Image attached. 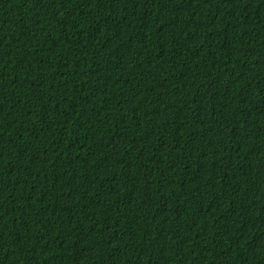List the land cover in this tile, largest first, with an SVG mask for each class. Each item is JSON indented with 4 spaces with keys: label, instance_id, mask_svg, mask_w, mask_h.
Returning a JSON list of instances; mask_svg holds the SVG:
<instances>
[{
    "label": "trees",
    "instance_id": "1",
    "mask_svg": "<svg viewBox=\"0 0 264 264\" xmlns=\"http://www.w3.org/2000/svg\"><path fill=\"white\" fill-rule=\"evenodd\" d=\"M0 264H264V0H0Z\"/></svg>",
    "mask_w": 264,
    "mask_h": 264
}]
</instances>
